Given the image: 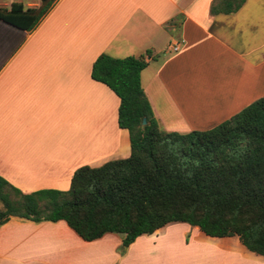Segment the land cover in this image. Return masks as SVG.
I'll list each match as a JSON object with an SVG mask.
<instances>
[{
	"label": "crops",
	"instance_id": "obj_1",
	"mask_svg": "<svg viewBox=\"0 0 264 264\" xmlns=\"http://www.w3.org/2000/svg\"><path fill=\"white\" fill-rule=\"evenodd\" d=\"M213 1L58 0L31 32L0 20V177L23 194L64 192L79 168L130 156L120 101L91 78L101 54L145 56L141 85L167 133L210 130L264 98V0L216 16ZM14 3L36 9L41 0H0V9ZM190 229L204 247L226 242L246 255L242 264H264L237 238H209L183 223L123 249L119 234L85 242L63 221L19 218L0 226V264H208L171 252L181 235L192 250Z\"/></svg>",
	"mask_w": 264,
	"mask_h": 264
},
{
	"label": "trees",
	"instance_id": "obj_2",
	"mask_svg": "<svg viewBox=\"0 0 264 264\" xmlns=\"http://www.w3.org/2000/svg\"><path fill=\"white\" fill-rule=\"evenodd\" d=\"M57 1L26 10L14 3L0 9V20L31 32ZM245 2L215 0L210 14H234ZM147 66L145 56L101 54L91 70L92 80L120 101L118 126L128 131L130 156L79 168L64 192L23 194L0 177V226L11 218L63 221L85 242L119 234L125 249L143 235L184 223L209 238H237L264 257V98L210 130L167 133L141 85Z\"/></svg>",
	"mask_w": 264,
	"mask_h": 264
},
{
	"label": "rangeland",
	"instance_id": "obj_3",
	"mask_svg": "<svg viewBox=\"0 0 264 264\" xmlns=\"http://www.w3.org/2000/svg\"><path fill=\"white\" fill-rule=\"evenodd\" d=\"M36 2H39V0H33ZM130 55V54H129ZM130 57V56H128ZM143 72V71H142ZM141 72V75H142ZM141 79V77H140ZM184 224V223H183ZM187 227L189 225L184 224ZM171 230V231H170ZM170 232H173V229H169ZM197 233H192V230L188 231V234L184 236V239L188 240L189 243H192V250L187 251L182 248V244L180 245L178 242H181L183 238L181 236H176L174 239L178 240L175 243H177V246L173 249H171V252L174 253L175 256H188V257H198L200 263H208L211 264V262L218 263L219 260L222 261V259L225 261V259L228 260L230 263L234 264H242L243 257L246 256L245 254L238 253V252H229L225 247H227L228 243H217L210 245L209 247H204V244L202 242H199L198 238H196ZM227 245V246H224ZM172 248V247H171ZM170 250V249H169ZM245 260V259H244ZM133 264V263H132ZM245 264H261V262H255V261H247ZM263 264V263H262Z\"/></svg>",
	"mask_w": 264,
	"mask_h": 264
},
{
	"label": "built area",
	"instance_id": "obj_4",
	"mask_svg": "<svg viewBox=\"0 0 264 264\" xmlns=\"http://www.w3.org/2000/svg\"><path fill=\"white\" fill-rule=\"evenodd\" d=\"M173 50L177 51L178 50V45L174 46Z\"/></svg>",
	"mask_w": 264,
	"mask_h": 264
},
{
	"label": "water",
	"instance_id": "obj_5",
	"mask_svg": "<svg viewBox=\"0 0 264 264\" xmlns=\"http://www.w3.org/2000/svg\"><path fill=\"white\" fill-rule=\"evenodd\" d=\"M142 124L145 125V119L143 120V123Z\"/></svg>",
	"mask_w": 264,
	"mask_h": 264
}]
</instances>
